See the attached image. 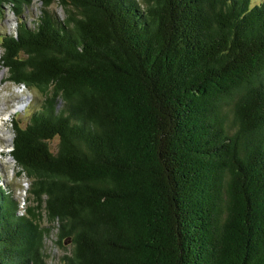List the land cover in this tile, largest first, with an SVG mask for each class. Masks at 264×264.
Here are the masks:
<instances>
[{
  "label": "trees",
  "instance_id": "16d2710c",
  "mask_svg": "<svg viewBox=\"0 0 264 264\" xmlns=\"http://www.w3.org/2000/svg\"><path fill=\"white\" fill-rule=\"evenodd\" d=\"M31 1L0 0L6 79L42 96L12 126L33 204L0 182V264H48L42 216L57 264H264V1L37 0L28 24Z\"/></svg>",
  "mask_w": 264,
  "mask_h": 264
},
{
  "label": "rangeland",
  "instance_id": "374dc122",
  "mask_svg": "<svg viewBox=\"0 0 264 264\" xmlns=\"http://www.w3.org/2000/svg\"><path fill=\"white\" fill-rule=\"evenodd\" d=\"M264 0H251V5ZM40 2L32 0L31 3L22 9V17L28 24H32L39 14ZM50 9L60 16L63 15L62 8L57 3H52ZM0 15V34L11 32L15 27L16 16L3 7ZM42 96L24 86H17L6 79V70L0 63V182L12 190L14 197L19 201L21 212L27 204H33L29 193L30 181L23 175L17 174L14 159L10 156L11 143L13 138V123L24 126L30 113L35 110ZM22 104V106H21ZM19 108H17V106ZM20 105V106H19ZM57 143V138H53L49 144L52 149ZM1 149H7L1 151ZM40 223L48 227V232L44 236V252L47 255L48 264H57L59 256L69 252L70 243L64 238L58 239L56 228L46 219L40 218Z\"/></svg>",
  "mask_w": 264,
  "mask_h": 264
},
{
  "label": "bare ground",
  "instance_id": "6f19581e",
  "mask_svg": "<svg viewBox=\"0 0 264 264\" xmlns=\"http://www.w3.org/2000/svg\"><path fill=\"white\" fill-rule=\"evenodd\" d=\"M16 106H17V108H19L18 105H16ZM19 106H20V105H19ZM21 106H22V104H21Z\"/></svg>",
  "mask_w": 264,
  "mask_h": 264
}]
</instances>
